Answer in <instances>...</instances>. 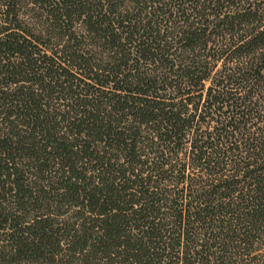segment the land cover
I'll list each match as a JSON object with an SVG mask.
<instances>
[{
  "label": "trees",
  "instance_id": "1",
  "mask_svg": "<svg viewBox=\"0 0 264 264\" xmlns=\"http://www.w3.org/2000/svg\"><path fill=\"white\" fill-rule=\"evenodd\" d=\"M264 264V0H0V264Z\"/></svg>",
  "mask_w": 264,
  "mask_h": 264
},
{
  "label": "rangeland",
  "instance_id": "2",
  "mask_svg": "<svg viewBox=\"0 0 264 264\" xmlns=\"http://www.w3.org/2000/svg\"><path fill=\"white\" fill-rule=\"evenodd\" d=\"M20 264H42V263H32V262H28V261H26V262H24V263H22V261L21 262H19Z\"/></svg>",
  "mask_w": 264,
  "mask_h": 264
}]
</instances>
